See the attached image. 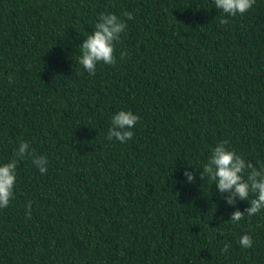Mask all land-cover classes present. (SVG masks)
<instances>
[{"label":"trees","instance_id":"obj_1","mask_svg":"<svg viewBox=\"0 0 264 264\" xmlns=\"http://www.w3.org/2000/svg\"><path fill=\"white\" fill-rule=\"evenodd\" d=\"M103 12L127 26L90 76L76 47ZM117 109L140 117L123 144L105 139ZM19 141L49 165H17L0 264H264V210L227 221L247 201L200 177L220 141L264 164V0L228 17L212 0H0V160Z\"/></svg>","mask_w":264,"mask_h":264},{"label":"clouds","instance_id":"obj_2","mask_svg":"<svg viewBox=\"0 0 264 264\" xmlns=\"http://www.w3.org/2000/svg\"><path fill=\"white\" fill-rule=\"evenodd\" d=\"M254 3L255 0H212L215 9L224 17L243 14ZM123 16L132 19L131 12H124ZM225 22V18L220 19L221 24ZM92 26L93 30L83 36L84 39L76 47L77 63L90 76L95 73L98 64L115 63V44L125 32L127 24L121 16L103 12L98 14ZM139 119L131 110L117 109L110 114L105 139L125 143L132 138L134 125ZM26 155L32 156V164L41 174L48 170V157L31 153L28 142L19 141L13 149L12 157L7 161L0 160V209L6 208L14 198L17 165ZM183 175L187 182H193L194 170L185 169ZM200 177H207L211 184H215L217 193L229 206H235L237 200L247 201L248 206L244 211L234 208L227 221L238 223L243 217H252L264 210V164L254 166L229 146L227 141L217 142L210 149L206 162L200 168ZM238 243L241 248L247 249L252 245V237L244 233L238 238Z\"/></svg>","mask_w":264,"mask_h":264}]
</instances>
